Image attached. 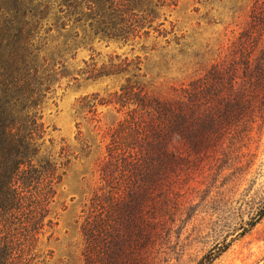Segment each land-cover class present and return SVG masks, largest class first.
I'll return each mask as SVG.
<instances>
[{
    "label": "rangeland",
    "instance_id": "1",
    "mask_svg": "<svg viewBox=\"0 0 264 264\" xmlns=\"http://www.w3.org/2000/svg\"><path fill=\"white\" fill-rule=\"evenodd\" d=\"M256 6L264 16V0H179L160 10L165 36L92 39L66 55L41 106L38 159L68 162L51 202L53 224L38 232L32 263L87 264L81 224L100 185L102 135L125 110L99 102L129 77L176 104L182 95L185 109L198 92L203 113L198 126L173 131L170 155L150 160L141 186L125 190L122 229L105 264H264V18L252 25ZM115 55L131 61L127 71L89 77L91 63L100 67ZM137 56L139 70L132 68ZM84 96L95 114L78 110Z\"/></svg>",
    "mask_w": 264,
    "mask_h": 264
},
{
    "label": "trees",
    "instance_id": "2",
    "mask_svg": "<svg viewBox=\"0 0 264 264\" xmlns=\"http://www.w3.org/2000/svg\"><path fill=\"white\" fill-rule=\"evenodd\" d=\"M178 2L0 0V264H35L31 254L37 234L53 224L51 202L68 160L38 159L46 133L41 106L63 74L66 55L92 39L134 42L151 31L165 36L169 31L160 10ZM252 13L256 27L264 16L259 6ZM139 63L137 56L132 68L139 70ZM130 64L115 55L108 64L91 63L85 71L94 78L114 76ZM182 98L179 95L176 104L171 94H154L127 77L119 91L99 102L125 110L102 135L108 142L100 185L81 224L87 264H105L110 255L113 234L122 229L116 228V221L127 187L134 190L143 184L153 157L170 155L167 145L175 129L199 125L201 95L195 92L186 109ZM93 106L84 96L78 110L88 108L95 114Z\"/></svg>",
    "mask_w": 264,
    "mask_h": 264
}]
</instances>
